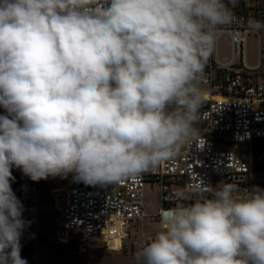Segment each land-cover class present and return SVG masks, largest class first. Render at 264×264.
Returning <instances> with one entry per match:
<instances>
[{
  "label": "clouds",
  "instance_id": "obj_1",
  "mask_svg": "<svg viewBox=\"0 0 264 264\" xmlns=\"http://www.w3.org/2000/svg\"><path fill=\"white\" fill-rule=\"evenodd\" d=\"M238 2L0 0V264H28L14 168L115 185L197 138L205 68ZM159 217L136 264H264V188L202 181Z\"/></svg>",
  "mask_w": 264,
  "mask_h": 264
},
{
  "label": "built area",
  "instance_id": "obj_2",
  "mask_svg": "<svg viewBox=\"0 0 264 264\" xmlns=\"http://www.w3.org/2000/svg\"><path fill=\"white\" fill-rule=\"evenodd\" d=\"M233 12L236 22L218 38L228 39L230 57H219L217 40L205 68L204 104L200 108L197 138L186 144L176 158L115 185L74 183L71 174L67 179L33 182L14 168L12 188L24 205L23 218L30 221L29 227L38 225V196L44 182L71 181L64 189V205L58 221L60 231L81 234L86 246L98 242L101 251L124 254L132 243L141 247L147 241L134 235L138 222L149 214L158 224L161 207L167 209L183 201L180 194L189 186L200 188L203 181L213 188L235 183L241 192L251 186L264 188V177H255L249 155L238 152L243 146L264 141V30L253 32L247 27L249 18L264 20V0H239ZM251 35L257 42V63L253 66L245 60V43ZM213 176L227 177L214 181ZM147 183L158 186L156 212L146 210ZM174 186L180 187L181 193L174 191ZM205 194H208L206 189ZM21 255L28 264H37V251L21 252Z\"/></svg>",
  "mask_w": 264,
  "mask_h": 264
},
{
  "label": "rangeland",
  "instance_id": "obj_3",
  "mask_svg": "<svg viewBox=\"0 0 264 264\" xmlns=\"http://www.w3.org/2000/svg\"><path fill=\"white\" fill-rule=\"evenodd\" d=\"M218 54L221 59L230 57V44L225 36L218 40ZM245 60L249 66L257 63V42L252 35L245 43ZM238 150L240 154L249 155L255 177H264V142H253ZM71 183V181L44 182L38 196V225L36 228L27 227L21 238V244L25 246L24 251L41 252L42 254L37 260L38 264H136L135 256L123 258L111 254L97 259L94 250L89 249V244L84 245L82 237L78 235L70 234L69 242H67L69 244H60V238L65 236L59 230L58 221L64 205V189ZM173 190L181 193L180 187L174 186ZM144 193L147 213L156 212L159 204L158 186L147 183ZM180 197H183V193L180 194ZM152 222L150 216H146L143 221L139 222L138 236L142 233L156 231L159 225ZM82 246L86 249V254H78L79 248Z\"/></svg>",
  "mask_w": 264,
  "mask_h": 264
},
{
  "label": "crops",
  "instance_id": "obj_4",
  "mask_svg": "<svg viewBox=\"0 0 264 264\" xmlns=\"http://www.w3.org/2000/svg\"><path fill=\"white\" fill-rule=\"evenodd\" d=\"M221 37H224V36H221ZM220 37V38H221ZM220 57V56H219ZM144 192H145V188H144ZM144 196H145V193H144ZM146 208H147V206H146ZM157 208H158V206H157ZM148 216V215H147ZM146 217V216H145ZM144 217V218H145ZM144 218L141 220V221H143L144 220ZM141 221H139V222H141ZM138 222V223H139ZM152 223H155V224H157L156 222H152ZM138 228H139V225H138V227H137V231H136V233H134V235H135V237H138V238H140V237H144L145 239H147V240H150L153 236H154V234H155V232L159 229V226H158V228H157V230L156 231H151L150 233H142L140 236H138ZM60 230V229H59ZM62 233H64V236L65 237H61L60 238V244H64V245H68L69 243H67V242H69L68 241V238H69V235L70 234H72V235H74V236H76V235H78V236H81V234H79V233H66V232H62ZM66 240V241H65ZM64 241V242H63ZM93 242V241H92ZM100 244L98 243V242H93L92 244H89L88 245V247H89V249H93L94 250V254H96V256H95V258H97V259H101L102 257H104L105 255H117V256H120V257H123V258H127V257H134L135 256V254H136V252L138 251V249L140 248V246L137 244V243H132L131 244V246L129 247V250H128V253H124V254H122V253H115V252H112V251H101L100 249H99V246ZM24 247L25 246H23L22 245V251L21 252H23V253H28V251H24L25 249H24ZM30 251V250H29ZM39 251V250H38ZM96 251V252H95ZM30 252H32V251H30ZM129 252H131V253H129ZM87 253V251H86V249L82 246V247H80L79 248V253L78 254H86ZM41 252L39 253V256H41ZM37 264H38V262H37Z\"/></svg>",
  "mask_w": 264,
  "mask_h": 264
},
{
  "label": "bare ground",
  "instance_id": "obj_5",
  "mask_svg": "<svg viewBox=\"0 0 264 264\" xmlns=\"http://www.w3.org/2000/svg\"><path fill=\"white\" fill-rule=\"evenodd\" d=\"M227 177V176H226ZM225 177V178H226ZM225 178L224 177H220V176H213V179H214V181H217V180H219V181H223V180H225ZM66 241V240H65ZM93 240H91L90 242H92ZM64 242V241H63Z\"/></svg>",
  "mask_w": 264,
  "mask_h": 264
},
{
  "label": "trees",
  "instance_id": "obj_6",
  "mask_svg": "<svg viewBox=\"0 0 264 264\" xmlns=\"http://www.w3.org/2000/svg\"><path fill=\"white\" fill-rule=\"evenodd\" d=\"M258 142H264V141H258ZM239 151V150H238Z\"/></svg>",
  "mask_w": 264,
  "mask_h": 264
}]
</instances>
